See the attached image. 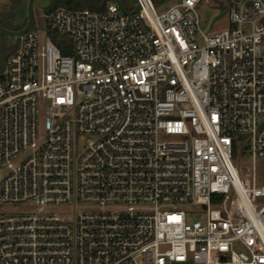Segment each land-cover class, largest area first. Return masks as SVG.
<instances>
[{"label":"built area","instance_id":"1","mask_svg":"<svg viewBox=\"0 0 264 264\" xmlns=\"http://www.w3.org/2000/svg\"><path fill=\"white\" fill-rule=\"evenodd\" d=\"M200 2L56 8L7 45L0 208L35 210L0 211V264H264V0L216 32Z\"/></svg>","mask_w":264,"mask_h":264},{"label":"rangeland","instance_id":"2","mask_svg":"<svg viewBox=\"0 0 264 264\" xmlns=\"http://www.w3.org/2000/svg\"><path fill=\"white\" fill-rule=\"evenodd\" d=\"M156 1V2H155ZM176 0H154V6L158 11L168 9ZM230 0H201L200 4L197 6L196 10L199 16V26L203 32H216L226 30L228 28L227 24V11L226 8ZM6 0H0V6L4 5ZM127 7L129 8V1L126 0ZM44 8L39 0H36L34 11H33V24L35 28L43 27L44 25ZM28 157V154H23L19 158L13 161V165H18ZM235 165L238 168L246 166L250 163L249 150L244 149L241 143L236 145V156ZM35 207L30 204L16 205L1 207L0 211L7 213H27L33 212ZM58 216H71L80 210L79 206H74L71 208H52ZM195 220L200 219V217L194 218Z\"/></svg>","mask_w":264,"mask_h":264},{"label":"trees","instance_id":"3","mask_svg":"<svg viewBox=\"0 0 264 264\" xmlns=\"http://www.w3.org/2000/svg\"><path fill=\"white\" fill-rule=\"evenodd\" d=\"M26 0H6V3L0 6V26L4 29L15 31L23 27V25L16 24L14 11L19 8ZM127 7L126 0H121ZM128 1V0H127ZM218 1V0H217ZM156 2V1H155ZM155 2H153L155 4ZM56 8H65L71 11H90V12H103L106 8L104 0H50V5L44 8V13L48 14ZM12 48H7L1 43L0 36V69L2 70L6 57L8 56ZM61 49V48H60ZM62 54H67L61 49ZM234 157L236 156V150H234Z\"/></svg>","mask_w":264,"mask_h":264},{"label":"water","instance_id":"4","mask_svg":"<svg viewBox=\"0 0 264 264\" xmlns=\"http://www.w3.org/2000/svg\"><path fill=\"white\" fill-rule=\"evenodd\" d=\"M105 2L112 1L120 12L125 15H131L138 11V7L135 5V0L129 1V9L127 10L121 0H104ZM154 1V0H151ZM36 0H26L19 8L14 11L16 24L23 25L19 30L10 31L0 26L1 43L3 46L12 44L17 38L21 37L27 31L33 27V11ZM40 4L47 8L50 5V0H39ZM2 78V76H0Z\"/></svg>","mask_w":264,"mask_h":264}]
</instances>
